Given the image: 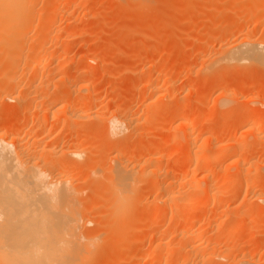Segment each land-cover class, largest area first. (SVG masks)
<instances>
[{"label":"bare ground","instance_id":"1","mask_svg":"<svg viewBox=\"0 0 264 264\" xmlns=\"http://www.w3.org/2000/svg\"><path fill=\"white\" fill-rule=\"evenodd\" d=\"M63 1L64 0H0V107H4V104L16 107L18 110L17 114L20 113V116L25 119H22L23 122L26 121V126L24 127H29L26 133L20 125L17 126L15 123L11 122V120L14 121V119H9V116L6 118L0 115V264H88L91 258L93 260H98L97 257L100 259V256H103L106 251L108 252L111 250V252H114L115 243L117 245L119 243L117 239L120 241V238L121 240L122 238L124 239L122 236H128L126 233L131 229L134 230V228H136L135 224L139 223L138 221L142 224L146 223L145 220L144 222L141 220L148 214H150L148 216L151 221L148 222L149 227L147 226V229L149 228V231L146 233V238L149 239L150 242H154V245L149 248V252H145L146 254L142 256L141 262L139 263L150 264L157 258L159 264L163 262V264L167 262L173 264V259L178 258V256H170L171 254L169 255V253H166V255L165 253L158 254L157 256L155 253V249H159L163 246L168 249V252L172 247L178 250V252L183 251L187 253V257L185 256L184 258L182 256V261H189L190 264H215V260H222L220 255H223L225 252H233L238 247L236 244L234 245L236 246L235 249L234 246L230 247L231 245L228 244H224L222 247L221 244H218V240L221 239L219 236H223L224 233L228 234V232L237 235L245 229L246 231H254L257 228V222H253L256 218L255 216L264 217V148L261 146L262 149L259 146L263 144L261 140H263L264 137L262 135V133H264L262 132L263 127L261 126L264 125V118L260 117L262 113L258 116L256 111H253V108L252 111L250 109V111L245 109L248 111L246 113H240L239 115L238 112L234 113L236 117H234L235 115L233 117L231 114L229 115L230 108L226 109L227 104H220L219 101L222 102V99H225V102L223 101L222 103H226V100H229V97H232V95L236 93L237 86H235L236 84L231 86L233 83L230 85L231 81L229 83V81L224 79H222L224 80L223 82L221 80V82H218V89L216 88L220 91L219 97L220 94L223 97H221V99L218 98L219 101L217 99V102L220 104L216 107L217 111L213 108V112L210 110L211 112L206 113L207 115H199L198 113L199 116H197L196 112L192 113L190 109L186 107L185 104L190 105L188 99L186 102L181 101L182 99L176 102L175 105H173L174 107H171V112L168 111L171 113L170 116H172V118L174 117V119L178 120L179 126H177L184 130V138L186 140L184 143H186L188 147L191 146L190 148H185L189 153H187V151L184 153L182 149L183 154L181 153L174 159L175 161L171 164L172 166L166 165L164 167V164H161L163 154L161 156H152L153 154H151L149 155L151 157L147 159L148 162H146V160L143 164L141 163L140 169L142 172L147 173L149 179L145 180V183L142 181L145 185V191H142L143 188L140 190L142 192L139 194L140 196L136 205L134 204L135 207H133L137 211L139 206H143V208H141L145 213L143 211L142 214L145 215L146 211L147 214L144 216L140 214L141 211L140 213L138 211L137 215L140 216L135 215V218L138 217V219H135L134 216L133 218L131 217L133 220L132 222L130 221L129 224L127 222L128 219L131 220L129 216L134 215L132 211L130 213V209L133 208H131L130 203V192L133 187L132 184L134 183V170L138 165L136 166L133 164L135 168H131L127 163H123L121 149L129 143L131 139L130 136L132 135L130 131L132 127H134L133 125L138 123L139 117L135 115L136 118L125 114V112L121 113L115 111L113 115L105 118L98 112L96 109L98 105L96 103L97 91L94 92L92 89L93 86L91 82H93V80L90 79L89 75H91V71L94 67L100 66L98 65L100 61L94 58L88 59L89 57L76 60V58L69 55L70 52L68 49L66 50L65 45H62L64 46L63 48H59L60 51L51 52V47H49L50 44L47 45V43H52L54 39L60 40L61 37L63 38L61 39L65 41V39L67 40L68 38L76 36L75 33L71 31L67 34L66 31L65 33H61L58 31L59 29L56 30L54 26L57 21L55 15L59 12L58 10L61 6H64ZM249 1L248 8L247 6L237 5V1H235L229 6L228 10L234 15H237V17L241 15L244 17L243 15H245L247 9L251 10L255 7H264V2L260 4L258 3L259 1L256 3V0ZM68 2L69 4H66V1V5L63 9L65 10L64 12L67 11L70 13L75 5H73L71 0H68ZM187 5H189V3H187L186 6ZM211 5V11L216 12L223 10L219 8V4L213 3ZM190 6L188 7L190 8ZM84 7L86 10L90 9L91 6L85 3ZM78 8L81 7L78 6ZM193 8L191 9L193 10ZM195 8L197 9L196 5ZM73 9H75V7ZM247 11L251 12L249 10ZM191 12L193 13L194 11ZM223 14L226 15V12ZM223 14H221V18ZM189 15L191 14H187V16ZM239 20L236 18L231 22L226 19V21L223 22L224 24L219 23V26L221 25L222 28L221 26H217L219 27V31L220 29H222V31H218V34H222L224 38L226 32H230L229 30H231V28H237ZM254 22H256V24H263V21L260 19ZM222 49L223 51L214 59L215 64L218 63L217 65H219L220 63L221 65L222 63L220 70L228 69L229 71L247 73L255 69L257 70L258 68H262L261 70L264 68V39H252L247 36L243 37L239 42L226 43ZM124 50L127 49L125 48ZM77 63L79 65H77ZM74 64L77 65V67L74 71H70L69 69ZM207 65L206 67L210 64ZM154 66V64L153 66L149 64L148 70L146 69L148 74L153 72V69H155ZM212 67H214V65ZM202 70L203 69H201L200 72ZM39 75L46 77L45 81H36V77ZM57 76H59V78ZM147 76L144 77V80H146L145 82L147 83L146 86L149 91V96H159L158 93L160 91L161 94L162 90L157 87L159 86L157 84L158 82H154L149 75ZM212 76L213 74L210 75L211 78ZM71 77L73 80H71ZM213 77L216 78L217 76ZM166 88H168V86ZM144 89L147 91L146 87H144ZM262 102L263 101H261V104L264 105ZM101 105L99 104L98 106ZM158 106L156 108H159ZM188 107L190 108V106ZM162 110H165L164 106ZM234 110L236 109L234 108ZM245 110L243 111L245 112ZM163 112L164 111H162V113ZM169 112L168 114H170ZM257 112L259 113L258 110ZM194 115L199 119H201V116L204 117V121L202 122V119L198 120ZM263 116L264 115H262V117ZM50 118L53 121L49 120ZM91 118L103 122V130L101 131H103V139L107 146L103 145L105 143L101 140L102 137L99 139L103 141L101 142L102 146L106 147V149H103L104 153L110 151L115 154L110 162H108L106 169V171H109L110 180L108 191H106L108 192L106 195L108 198L105 197L107 199H105V204L107 205L106 208L108 211L105 218L108 216V219L106 218L107 221L105 220L106 222L104 221L100 226H94L91 229L85 227L86 229H84L80 225L82 219L83 221L85 220L82 224L83 227L86 223H94L93 220L92 223L88 216L92 211L90 207L88 208V206H86L87 204H85L86 208H84V204L81 203L80 199L82 191L79 190L75 184L78 171L82 165V162L77 160L81 158L84 152L81 150H73V142H65V138L71 137L72 129L75 130H73V132H76V134L80 130L83 132V130L86 129L85 124L93 120ZM195 120L200 121V124ZM17 121L18 120H16V122ZM218 121H223V123H225L224 126L223 123L222 126H220V122V127L215 128L214 126L212 127V125L208 128L205 127V125L208 126L210 123L215 122L214 124H216ZM198 126L200 130H198ZM237 126L243 129L244 135H242L241 139L237 138V136L232 137L230 134V136L226 138H216L221 131L222 133L228 130L231 131L233 128L235 129V127L238 128ZM25 129L26 128H24V130ZM21 131L28 135V143L23 136H21ZM197 131L198 136L196 135ZM177 135H179V133H177ZM199 137L201 141L199 140L198 143ZM29 140H31V143H29ZM179 140L181 141V139ZM24 141L26 143H24ZM214 141H217V144L219 143V146L216 148L215 146L213 148ZM41 143L45 144L44 148ZM192 146L195 147L193 155H191L189 151ZM150 149L152 150V148ZM260 155H262V157H259ZM72 157L78 159L74 160ZM227 161L229 163L225 166L224 163ZM191 162L195 166H193V168H195V171L194 169L192 171L193 173L189 171ZM89 163L87 164L88 166ZM184 163H189L190 165L188 166L189 169L186 168L189 171L186 170L187 173L191 172V178H186L187 181H183V179L186 180L183 178L184 176L189 177L187 173V175L182 177L183 179L181 176L175 175L178 173V169L181 168L180 166H183ZM93 167L94 166H92V168ZM95 168L98 167H94L90 170L91 174H96ZM231 168H234V171H232L233 169L231 170ZM195 176L199 178L195 179ZM189 184L191 185L190 187L194 188L195 193L194 195L192 194L189 197H185L183 195L184 192L182 191V193L180 190L184 187H188L187 185ZM241 192H243L242 195ZM102 194L104 195L106 193H101V195ZM104 196L102 197L104 198ZM95 197H97V195ZM107 201L109 202L107 203ZM95 202H97V200ZM211 204L212 208H209ZM221 206H226L227 209L223 208L225 211L221 210L222 214L220 215L216 211L219 207L222 209ZM229 206H234L236 209L233 210ZM144 207L145 209H151L149 210L151 213L147 209L145 210ZM194 210H201V213L203 211V216H197V220H199L203 228H198L197 230H195V226L193 227L192 225L195 221L191 222V220H188L192 213L187 217V215ZM221 211L219 210V213H221ZM160 215L166 216V219L170 217L169 222H172L171 219L173 220V218L181 217L182 219H175V222L177 220V226L178 224H180V226H175L176 224L173 220L166 228H156L158 226L157 224L155 229V218L160 217ZM218 216L220 217L218 218ZM164 217L162 219H164ZM136 220H138V223ZM178 220H182V223L181 221L178 223ZM125 222L128 223L131 228L128 231L127 228L125 229L126 231L123 229L125 228ZM131 223L133 225H131ZM128 225L126 224V226ZM137 226L139 228L141 224ZM150 227L155 230H151ZM81 228L84 230L81 231ZM144 229H142V232L145 234ZM208 230L212 233L210 235H214L213 238H209H216L217 241L216 239L213 242H210L211 240L208 241L205 235V232L207 233ZM101 234H106L107 238L104 237V241L101 238V242L103 241L102 243L100 242L103 244V250L101 249L102 254L99 252L100 250H98L99 254L98 252L96 254V250L94 252L91 251L99 244L97 241H99L98 237ZM175 235L179 237H176L178 238L177 240L174 238ZM207 235L210 236L209 231ZM202 239H204V242L206 240L208 241L207 245L204 246ZM246 240L248 244L243 241L245 247L241 245L243 248L241 247L242 250H240V252L238 251L240 256L233 264H260L257 262L258 260H255L250 255H246L248 247L251 249L254 243L250 239ZM122 245L126 248L128 247L125 243ZM218 245L222 247H220L222 250L219 249ZM217 248L221 251L216 252ZM245 248L247 249L245 250ZM133 250L136 252L137 248L132 249V251ZM204 250H213L211 252L214 254L212 253L211 257L205 258L207 252L205 253ZM111 252L109 251L108 253ZM133 252L129 253L130 256L132 255L128 257L129 259L133 260V258L138 257V251L136 253ZM135 254L137 255L136 257ZM141 254L143 255V253ZM235 256L236 255H234V257ZM177 261L178 259L176 260V264L179 262ZM133 262H135V260Z\"/></svg>","mask_w":264,"mask_h":264},{"label":"rangeland","instance_id":"2","mask_svg":"<svg viewBox=\"0 0 264 264\" xmlns=\"http://www.w3.org/2000/svg\"><path fill=\"white\" fill-rule=\"evenodd\" d=\"M66 1H67V3H66ZM66 1L65 0L63 1L64 4L62 2V4L64 6L66 4H69L68 0H66ZM235 1H237V5H243L244 7L247 6V8L249 7V4H248L250 2L249 0L248 1L247 0H234V1L233 0H188V1L187 0H163V1L162 0H126V1L125 0H93V1L92 0H71L73 5H75L74 6L75 9L77 8L78 10L73 9L74 8L73 7L72 12L68 13L67 11L64 12L65 11L63 9L64 6L63 7L61 6V8L58 10L59 12H57V14L55 15L57 21L54 24V26H55L56 30L59 29L58 31H60L61 33H65V31H66V34L69 31H71V32L75 33L76 36L68 38L67 40L65 39V41H63L62 40L63 38L61 37L62 39L60 38V40L54 39L52 41V43L51 42L47 43V45L50 44L49 47H51L50 48L51 52H56L59 50V48L64 47L62 45H65L66 50L68 49L70 52V54L69 53L68 54L73 56L74 58H76V60H79V58H88L89 57L88 59L94 58L97 61H100V64L98 63V65H100V66L94 67L96 70L93 68L92 69L93 72L91 71V75H89L90 79L93 80V82H94V83L91 82V80L89 79L90 82L92 83V86H93L92 89L94 90V92L97 91L96 92V94H97L96 103L98 105L99 104L101 105V103H102L101 106L97 105V107H96L98 112H100L105 118L113 115L115 111L121 112V113L125 112V114H127L129 116L131 115L133 117H136V116L139 117L138 118L139 121H138V123H136V125L137 124L138 125L137 126L133 125L134 127H132V130H134V131L131 130L130 131L131 133L129 132L130 134H132L130 136L131 139H130L129 143L127 144V146H125L121 149V153H122L121 155H122V162L123 163H127V165L128 166L130 165L131 168L132 167L135 168L134 165H136V166L138 165L136 167V169L134 170L135 171V173L133 175V179H134L133 182L134 183L132 184L133 187H132V190L130 192L131 208L134 206V204L136 205V202L140 196L139 194H141L142 191H145L144 183H145V180L149 179L147 173L142 172V170L140 169L141 163L143 164L147 159H149L148 157H151V156H149L151 154H153L152 156H161L162 154L163 155L165 154L164 156L162 155V161H161V164H164V167H165L166 165H171L173 163V161H175L174 159H176L177 156H179L181 153L183 154V152L186 153V151H187V150H185V148L188 146L186 145V143H184V141H186L184 138L185 132L181 127H178L179 126L178 120H176V119H174V117L172 118V116H170L171 115L170 109L173 105H175L176 102H178L181 99H182L181 101L186 102V100L188 99V103H190V105L185 104L186 107L188 109H190V112H192V113L196 112L197 116L202 115V114L204 115L206 113H210L213 110V108H215L214 110L217 111L216 107H217V105L219 106L220 104H224V105L227 104L226 109L230 108L229 109L230 110L229 115L231 114L232 117L234 115H235L234 117H236V114H234L236 112H238V115H239L240 113H246L249 109L252 111L253 108H254L253 111H256L258 116L260 115V113H262V115H264V105L261 104V101H263L262 103H264V68H263V70H261L262 68L261 69L258 68L259 70L255 69L252 72H247V73L241 72L240 73L238 71H229L228 69L220 70V68L222 67L221 66L222 63H221V65H220V63H219V65H217L218 63L215 64V62H214V59L216 58V56H218L220 54V52L223 51L222 48H224V45L226 43H236L237 41L239 42V40H241L243 37H247V36L252 38V39H259V40L264 39V7L263 8L255 7L258 9L253 8L254 10L253 9H251V10L247 9L251 12H248L246 10L245 15H243L244 17H242V15L240 17H237V15H234L231 11L228 10L229 6L231 4H233ZM257 1H259L258 3H260V4L264 2V0H256V3H257ZM85 3L90 4V6H91L90 9L85 10V7H84ZM101 3H103V4H101ZM187 3H189V5L186 6ZM213 3L219 4L218 5L219 8H222L223 10L222 11H216V12L211 11V6H212L211 4H213ZM80 4H81V6H80ZM181 4H183V5H181ZM195 5L197 6V9L195 8ZM78 6L81 8H78ZM188 6H190V8ZM193 6L196 9V12H195V9L193 8ZM220 6H222V7H220ZM82 7H84V8H82ZM191 8H193V10ZM199 8H200V10H199ZM79 9H80V11H79ZM186 9L194 11L195 13L194 12L192 13L191 11H187ZM189 12H191V13H189ZM225 12H226V15L228 14L227 16L223 14ZM229 12H231V13H229ZM220 13L224 15V16L222 15V18H221ZM62 14H63V16H62ZM187 14H191V15L187 16ZM230 16L232 18L234 16V18L232 19ZM225 18L227 19V21H231V22H232V20H234L236 18L238 20L239 19L240 20H239V23H237V28L236 29L231 28L232 31L229 30L230 31V32H228L229 34L226 32V34H225L226 38L225 37L223 38L222 34H220V35L218 34L220 31H222V29H220V31H219V27L221 26V25L219 26V23L224 24L223 22L226 21ZM241 18H243V19H241ZM258 19L262 20L263 24H261V23L256 24V22H254ZM189 20H190V22H189ZM221 20H223V21H221ZM221 28H222V26H221ZM216 29H217V31H216ZM226 31H227V29H226ZM212 32H213V34H212ZM214 32L217 34H215ZM76 39H78V40H76ZM60 45H61V47H60ZM57 47H58V49H57ZM125 48L127 50H124ZM147 51H149V52H147ZM141 52H142V54H141ZM143 52H144V54H143ZM149 60H152V61H149ZM152 63L155 65L154 66L155 69H153L152 73L148 74L146 69L149 67V64H150V66L151 65L153 66ZM75 64L69 69L70 71H74V69L77 67V65H79L78 63H77V65H75ZM207 64L208 65L210 64L211 66L210 65L208 66ZM206 65L208 67H206ZM213 65H214V67H212ZM204 66H205V69H204ZM201 69H203V70L200 72ZM214 71H216V72H214ZM211 74H213V76H217V77L215 78L212 76V78H211L210 77ZM147 75H149L154 82L157 81L158 83L157 82L156 83L159 85L157 87L162 90L161 94L159 91V93H158L159 96H157L158 98L156 96H152V95L149 96V91H148L147 86H146L147 83L145 82L146 80H144V77H146ZM40 76L41 75L36 77V81H40V80L45 81L46 77H42V76L40 77ZM59 76H60V74H59ZM59 76H57V77L59 78ZM210 79H211V81H210ZM222 79L229 81V83L231 81L230 85L233 83L231 86H233L235 84H236L235 86H237L236 93L234 95H232V97H229V100H226L227 101L226 103H222L225 99L224 100L222 99V102L219 101V99H221L222 96L220 94V97H219L220 91L217 90L218 89V85H217L218 82L224 81ZM71 80H73V78ZM242 84H244V85H242ZM167 86L169 89L166 88ZM144 87H146L147 91H145ZM171 88H172V90H171ZM146 93H148V94H146ZM233 96H235V97H233ZM100 97H101V99H100ZM155 97H156V99H155ZM161 97H162V99H161ZM226 98H228V97H226ZM230 98H232V99H230ZM256 98H258V99H256ZM217 99H218L220 104L217 102ZM254 99H256L257 101ZM259 100H261V101H259ZM181 101H180V103H181ZM166 105H167V107H166ZM176 105H178V104H176ZM157 106L159 108H156ZM163 106L165 107V110H162ZM188 106H190V108ZM208 108H210V109H208ZM234 108L236 110H234ZM245 109H248V110H245ZM159 110H162L164 112L162 113V111H159ZM208 110H209V112H208ZM243 110H245V112ZM257 110L259 111V113L257 112ZM167 111L170 114H168ZM17 113H18V110L14 106L12 107L11 105L4 104V107L3 106H2V108L0 107V115L1 116L3 115V117L5 116L6 118L9 116V119H14L15 122L12 120H11V122L15 123L17 126L20 125V127L23 129V131H26V133H27L29 127H24V126H26V124H25L26 121L23 122V120H25V119H23L22 116H20L21 115L20 113L19 114H17ZM198 113H199V115H198ZM150 114H151V116H150ZM262 115L260 117L264 118V116L262 117ZM16 116H18L19 118ZM147 116H148V118H147ZM197 116H195V117H197ZM101 118H103V117H101ZM203 118L204 117L201 116L202 122L204 121ZM15 119L18 120L17 121L18 123L16 122ZM91 119H93V120L89 119L90 121L88 120L89 122H87L85 124L86 129L83 130V132L80 130L76 134V132H73L74 129H72L71 130V133H72L71 137L69 136V138H65V142H68V141L73 142V150H76V151L81 150L84 152V153H82V156L80 159H78L76 157L75 158L72 157L74 160L78 159L77 161L82 162V165L80 166L81 168L79 169L78 174H77V178H76L77 181L75 180V184L78 187V189L82 191L81 192L82 194L80 195L81 203L84 204V208H86L85 204H87L86 206H88V208L90 207L92 212L88 216H89L91 221L92 220L94 221V223L92 221L93 224L86 223V225L84 224L85 226L83 227L82 224L85 222V220L83 221V219H82L81 220L82 223L80 225L84 229H86L85 227H87V229H91L94 226H100V224H103L104 221L105 220L107 221V219H108L107 218L108 216L106 217L107 219L105 218V216L108 213L107 208H106L107 205L105 203L107 200L106 198H108V197H106V195L108 194V192H106V191H108L107 189H108V185L110 183V180H109V171H106V169H107L108 162H110L111 158L115 154V153L110 152V151H108V153H104L103 149H106V147H103L102 143H101L104 141L103 143H105V144H103V145H106V142L103 139L104 138L103 137V131H101V130H103V122L98 121L96 119L94 120V118H91ZM201 119L198 118V120H201ZM49 120H52V119L50 118ZM198 120H195V121H198ZM220 122L218 121V122H216V124H214L215 122L210 123V124H208V126L205 125V127L208 128V127H210V125H212V127L214 126L215 128H217V127L222 126L223 121L221 122V125H220ZM197 123L200 124V121H198ZM204 124H206V123H204ZM224 124L225 123H223V126H224ZM261 126L263 127V129L261 127L262 132H264V125H261ZM23 127L26 128L27 130L26 129L24 130ZM237 127L238 128L235 127V129L233 128L232 129L233 131L228 130V131L223 132V133H222V131L220 133L217 132L218 135L216 136V138L217 139H218V137L219 138H226V137H229L230 135H232V137L237 136V138L241 139L242 135H244L243 131H242L243 129H242V127H240V128H239V126H237ZM198 130H200L199 126H198ZM23 131L20 132L21 136H23L25 141H27V143H28V140H27L28 135ZM175 132L179 133V135H177V133H175ZM227 133H228V135H227ZM100 134H102V135H100ZM176 135H177V137H176ZM196 135L198 136V131H197ZM262 135L264 136V133H262ZM178 136L181 138H179ZM101 137H102V139H101ZM200 137L198 138V141H197L198 143H199V140L201 141ZM99 138L103 141H100ZM179 139H181V141ZM173 140H174V142H173ZM25 141H24V143H26ZM261 141H262L261 143L264 144V137H263V140H261ZM29 143H31V140H29ZM41 144L43 145L42 147L44 148L45 144H43V143H41ZM214 144H216V145H214ZM263 144L259 145L260 148H262V147L264 148ZM146 146H148L149 148ZM214 146H215V148L218 147L219 143L217 144V141H214L213 142V148H214ZM155 147H157V148H155ZM190 147H188V148H190ZM150 148H152V150ZM179 148H180V150H179ZM182 149H183V152H182ZM194 150H195L194 146H192V148L189 149V151L191 152L190 153L191 155H193ZM154 153H155V155H154ZM187 153H189V152L187 151ZM259 157H262V155H260ZM146 162H148V160ZM88 163H89V166L87 165ZM228 163L229 162L227 161L224 163V165L227 166ZM86 165L89 168L91 166L90 170H92L94 167H98V168L101 167V168H99V169L95 168L96 174L94 175V174H91L89 168ZM190 165H189V163H186V164L184 163L183 166L182 165L180 166L181 168L178 169V173H176L175 175L176 176L179 175L182 178L184 175L188 174L189 177L184 176L183 178L190 179L191 178V172L193 171V169L195 171V168H193L194 165L192 162L190 163ZM92 166H94V167L92 168ZM188 166H190L189 167L190 168L189 171H191L190 173H187V171L189 169ZM186 168H188V169H186ZM231 170L234 171V168H231ZM196 178H199V177L195 176V179ZM183 181H187V179L186 180L183 179ZM187 186L188 187H184L183 189L180 190L181 192L182 191L184 192V193L182 192L183 195L185 197H187V196L189 197L192 194L194 195V193H195L194 188L190 187L191 186L190 184ZM188 188H189V190H188ZM141 189H142V191H140ZM138 191H139V193H138ZM101 193H106V194H104L105 195L104 196L103 194L101 195ZM242 194H243V192H241V195ZM96 195H97V197H95ZM98 195H99V197H98ZM102 196H104V198ZM94 197L96 198L97 202H95L96 200ZM92 198L94 201L92 200ZM108 202L109 201H107V203ZM141 207L143 208V206H139V209H137V211L135 210V208L130 209V213L132 211V214H134V215L131 214L132 216H129V218L131 220H129V219H128V221L126 220L129 224H130V221L132 222L133 216L135 218V215H137L138 211H139V213L141 211L140 214L144 215V214H142V212L144 210H142ZM221 207H222V209H220V207H219L216 211L220 215L222 214V211H225L224 209H227L226 206H224V207L221 206ZM229 207H231V206H229ZM209 208H212V204H211V207L209 206ZM231 208L233 210L236 209V208H234V206H232ZM144 209H145V207H144ZM147 210L149 211L151 209H147ZM219 210L220 211L222 210L221 213H219ZM144 213H145V211H144ZM202 213H203V211H202ZM202 213H201V210H197V211L194 210V211L190 212L189 214L187 213L188 214L187 217L191 214L189 216L190 218L188 220L189 221L191 220V222L195 221L194 223H192L193 227L195 226L194 227L195 230H197L198 228H203V227H201L202 224L199 222V220H197V216H199V215L203 216ZM146 214H147V211H146ZM146 214L144 216H146ZM148 215H150V214H148ZM195 215H196V217H195ZM137 216H140V215H137ZM147 216L143 217V219L141 220L142 222H144V220L146 221V223H143L144 225L140 221L136 220V222L138 221L139 223L137 222L138 224H135L136 228H134V230L129 227L128 223L125 222L128 226H126V224H125V228H123V229L125 230L127 228V231L129 229H131L127 232L129 234L126 233V235H128V236H122V237H124V239L122 238V240H121V238H120V241H119V239H117V241L119 243L117 242L118 245L115 243V247L113 249L114 252L113 251L111 252V250H109L111 253H108L109 251L108 252L106 251V252H104L103 256L101 255L102 254L101 249L103 248L102 247L103 244H101V243L104 241V239H103L104 237L107 238V235L101 234L98 237L99 241H97L99 244H97L91 251V252H94L96 250L95 253L97 254L98 250H100L99 251V252H101V254H100L101 256L99 255L100 259H99V257H97L98 260H93L91 258L90 262L88 264H132V263L141 264L139 262H141L142 256H144V254H146L145 252H147V251L149 252V248L154 245V242H150V240L146 238V233L149 231L148 230L149 228L147 229V226L149 227L148 222L151 221V220H149V216H148V218H147ZM160 217H157L158 220H157V218H155L156 222L153 221L156 223L154 228L158 224V226L156 228L159 227L160 229H164L167 227L168 224L172 223L173 220L175 222V219L179 218V217H177L175 219L173 218V220L171 219L172 222H169L170 217L169 218L167 217L168 219H166V216L164 217V215H160ZM163 217H164V219H162ZM219 217L220 216H218V218ZM255 217H256L255 219L253 218L254 219L253 222L254 223L257 222L256 223L257 228L254 231H249V230L246 231V229H245L237 235H233L232 233L230 234V232H228V234L224 233L223 236L222 235L219 236L221 239L218 240V242H219L218 244H221L222 247L224 244L225 245L226 244L231 245L230 247H232L236 244V246L238 248H236V246H234V249L236 248L235 251L230 252V253L225 252L226 254L224 253L223 255H220L222 260L221 259L219 261H218V259L215 260L214 261L215 264L216 263L217 264H233L237 260V258H239V256H240L239 252H240V250H242L241 247L242 246L245 247V245H244L245 243L248 244L247 243L248 241L246 239H250L254 242L251 249L249 247H248V249L245 248V250L247 249V252L245 251L246 255H250L255 260H258L257 262H259L260 264H262V262L264 264V237H262V236H264V229H263L264 228V217L263 216H260V217L255 216ZM136 218L138 219V217H136ZM195 218H196V220H195ZM198 218H200V217H198ZM179 219H182V218L180 217ZM180 221L182 223V220H178V223H180ZM136 222H133V223H136ZM159 222H161V223H159ZM96 224H98V225H96ZM139 224H141V226H142V227L140 226L141 228L140 227L138 228L137 225H139ZM175 224L174 225L177 226V220H176ZM131 225H133V224L131 223ZM178 226H180V224H178ZM84 229H82L81 231H83ZM142 229H144L145 234L142 232L143 231ZM150 229H151V227H150ZM155 229H153V230H155ZM130 231H132V232H130ZM208 231H209V235L212 234L210 232V230H208ZM208 231H207V233L205 232V235L207 236L208 241H210V240H211L210 242L215 241L216 238L210 239L211 237L213 238L214 235L213 236L207 235ZM256 231H258V232H256ZM260 234H261V236H260ZM206 236H204V237H206ZM176 237H178V236L175 235L174 238H176ZM101 238L103 239L102 242H101V240H102ZM178 238H176L175 240H177ZM255 238H256V240H255ZM202 241L204 242V239H202ZM208 241L206 240L204 242V246L207 245ZM216 241H217V239H216ZM123 243L127 244L128 247L126 248L125 246H123L122 245ZM119 244H120V246H119ZM249 244H251V243H249ZM218 247H219V245H218ZM220 247H219V249L222 248V247L221 248ZM134 248L135 249L137 248L138 252L137 251L136 252L138 253V257L133 258V260H132V259H129L128 257L132 256V255L130 256L129 253L133 252L134 250L132 251V249H134ZM209 249H211V248H209ZM155 250H156L155 253L157 254V256H158V254L160 255V254H164V253H165V255H166V253L167 254L169 253V255L171 254L170 256H178V258L173 259V261H174L173 264H176L177 259L179 261V262L177 261L178 262L177 264H186V263L190 264V262L186 261L185 259H183V260H185L186 262L182 261V258L183 257L185 258V256L187 255V253H185L183 251L178 252V250L171 247L170 251L168 252V249H166L165 246H163L159 249H155ZM207 250H204L205 253L207 252L205 258H208L209 256L211 257V254L213 253V252H211L213 250H209V251H207ZM216 250L215 251L218 252V251H221L222 249L218 250V248H217ZM99 252H98V254H99ZM121 253H122V255H121ZM141 253H143V255ZM172 253H174V254H172ZM176 253H177V255H176ZM205 253H204V256H205ZM115 254H117L118 256ZM178 254H180V255H178ZM208 254H210V255H208ZM188 255H189V252H188ZM234 255H236L237 257L236 256L234 257ZM136 256L137 255L135 254V257ZM223 256H225L227 259ZM223 258L225 261L223 260ZM134 260H135V262H133ZM157 261L158 260L156 258L150 264H159ZM115 262H117V263H115ZM166 264H172V263L167 262Z\"/></svg>","mask_w":264,"mask_h":264}]
</instances>
